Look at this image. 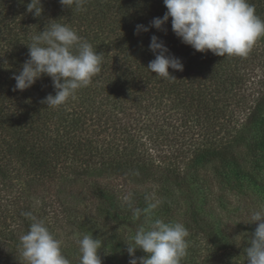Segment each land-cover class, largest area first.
I'll use <instances>...</instances> for the list:
<instances>
[{
  "label": "trees",
  "instance_id": "1",
  "mask_svg": "<svg viewBox=\"0 0 264 264\" xmlns=\"http://www.w3.org/2000/svg\"><path fill=\"white\" fill-rule=\"evenodd\" d=\"M30 2L0 0V264H24V212L44 221L70 264H80L83 234L101 241L102 264H129L125 243L151 220L171 222L170 210H187L180 264H246L249 241L221 240L191 193L208 207L228 174L264 192V36L246 56L223 57L182 43L171 18L151 27L163 0H85L79 9L40 0L39 17ZM248 2L264 20V0ZM50 20L102 54L91 83L54 108L41 102L55 95L50 77L24 91L12 78ZM138 24L149 31L135 34ZM153 35L181 60L183 71L168 70L176 79L147 69ZM135 208L147 210L140 220Z\"/></svg>",
  "mask_w": 264,
  "mask_h": 264
},
{
  "label": "clouds",
  "instance_id": "2",
  "mask_svg": "<svg viewBox=\"0 0 264 264\" xmlns=\"http://www.w3.org/2000/svg\"><path fill=\"white\" fill-rule=\"evenodd\" d=\"M85 0H60L63 6L75 4L81 8ZM167 9L162 18L156 17L150 26L162 30L171 18V28L182 43L197 52L211 51L217 56H246L255 42L264 36V20L255 13V6L248 0H163ZM27 11L39 17L42 13L40 0H31ZM50 20L42 31L33 35L28 47V59L19 74H14V91L32 87L42 76L51 78L55 95L48 94L41 102L47 107L63 105L75 92L91 83L100 72L102 54L79 37L66 24ZM149 31V27L136 25L135 34ZM155 58L147 69L161 78L176 79L169 68L183 71L181 60L169 53L162 40L153 35L148 45ZM130 204V194L123 197ZM155 203L149 205L154 209ZM143 212L133 209L139 218ZM32 222L28 230L19 236V246L24 264H70L61 252V241L46 227L43 220L31 212L22 213ZM256 224L249 245L244 249L246 264H264V208L254 211L248 222ZM188 231L181 222H165L154 219L145 227L141 225L127 245L129 264H180L187 254ZM80 264H102L98 255L101 241L92 234H83L76 240ZM147 255L136 257V251Z\"/></svg>",
  "mask_w": 264,
  "mask_h": 264
},
{
  "label": "rangeland",
  "instance_id": "3",
  "mask_svg": "<svg viewBox=\"0 0 264 264\" xmlns=\"http://www.w3.org/2000/svg\"><path fill=\"white\" fill-rule=\"evenodd\" d=\"M261 178L256 182L264 183V163L260 166ZM262 186L249 182L237 175L228 174L222 179L216 195L211 203L202 205L204 197L196 192L191 193L195 199L198 211L206 212V218L214 227L218 237L231 243V240L249 241L251 233L255 230L256 224H249L250 216L254 211L264 208V192ZM173 207H176L173 205ZM185 206L184 208H186ZM204 208V210H202ZM208 208V209H207ZM171 222H184L183 214L187 210H170ZM140 220V218H139ZM204 232V231H203ZM188 242V237L186 238Z\"/></svg>",
  "mask_w": 264,
  "mask_h": 264
}]
</instances>
